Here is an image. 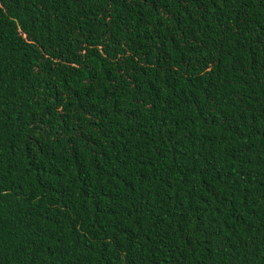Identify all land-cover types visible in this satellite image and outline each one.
Here are the masks:
<instances>
[{"label": "trees", "instance_id": "16d2710c", "mask_svg": "<svg viewBox=\"0 0 264 264\" xmlns=\"http://www.w3.org/2000/svg\"><path fill=\"white\" fill-rule=\"evenodd\" d=\"M0 264H264V0H0Z\"/></svg>", "mask_w": 264, "mask_h": 264}]
</instances>
